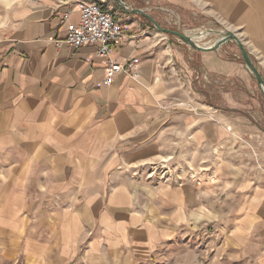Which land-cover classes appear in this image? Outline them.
<instances>
[{"label": "crops", "instance_id": "0c3cea01", "mask_svg": "<svg viewBox=\"0 0 264 264\" xmlns=\"http://www.w3.org/2000/svg\"><path fill=\"white\" fill-rule=\"evenodd\" d=\"M89 1L112 7L124 27L125 37L108 55L121 66L111 84L94 45L71 50L58 42L66 28L61 16L71 5L0 0L2 259L148 264L214 209L207 185L143 181L137 173L169 153L206 154L221 145V117L208 113L191 73L230 78L246 70L220 50L170 42L116 0ZM124 1L150 15L169 8L186 23L207 18L227 27L264 76V0ZM78 17L73 11L69 20ZM257 201L228 243L243 264H264V247L251 241L264 210V198Z\"/></svg>", "mask_w": 264, "mask_h": 264}, {"label": "rangeland", "instance_id": "374dc122", "mask_svg": "<svg viewBox=\"0 0 264 264\" xmlns=\"http://www.w3.org/2000/svg\"><path fill=\"white\" fill-rule=\"evenodd\" d=\"M161 12H154L152 16L162 27L187 35L202 33L203 37L197 42L201 45L212 44L229 30L207 18H195L186 23L169 8ZM164 34L170 42H182L193 49L178 37ZM229 42L217 50L222 58L241 62L246 72L242 69L230 78L205 71L192 70L191 73L192 89L203 93L208 113L221 117V127L226 132L221 145L214 144L206 154L169 153L137 173L143 181L159 179L196 187L207 185V192L213 195L209 203L214 209H209L208 221L199 224L197 217L190 231L178 232L173 244L166 246L148 264H221V258L226 264H243V256L228 243L233 226L239 224L251 205L264 198V93L245 66L235 41ZM254 223L251 241L259 248L264 247V210L258 212ZM259 253L264 254V248L259 249ZM0 264L26 263L21 258H0Z\"/></svg>", "mask_w": 264, "mask_h": 264}, {"label": "built area", "instance_id": "2783aa9c", "mask_svg": "<svg viewBox=\"0 0 264 264\" xmlns=\"http://www.w3.org/2000/svg\"><path fill=\"white\" fill-rule=\"evenodd\" d=\"M56 3L57 7L71 5L61 16L60 21L66 24V28L64 37L58 42L65 43L71 50L83 45H94L96 54L106 59L104 82L111 84L114 74L121 69V66L112 62L108 55L112 47L120 44L125 37L124 27L121 22L114 19L112 7L102 6L99 2L89 0H56ZM73 11L78 12L79 15L76 23L69 20ZM132 68L133 65L129 64L127 69L130 72Z\"/></svg>", "mask_w": 264, "mask_h": 264}, {"label": "water", "instance_id": "95a60500", "mask_svg": "<svg viewBox=\"0 0 264 264\" xmlns=\"http://www.w3.org/2000/svg\"><path fill=\"white\" fill-rule=\"evenodd\" d=\"M116 2L126 11L132 12V13H137L142 16H144L146 19H148L152 26L156 29V31L161 32V33H168L172 34L179 39H181L183 42L188 44L191 48L198 50V51H213L218 49L222 44L228 42V41H235L237 44L238 49L240 50L241 57L245 63V66L248 68L249 72L254 76L257 85L260 87L261 91L264 93V79L261 73L257 70L253 62L251 61L249 54L241 42V40L230 30H227L225 33L220 35L217 39L213 41L212 44L210 45H201L197 43V41L193 40L189 35L186 33L180 32L178 30H172L169 28H164L162 27L157 20L147 13L145 10L141 8H129L126 3L123 0H116Z\"/></svg>", "mask_w": 264, "mask_h": 264}, {"label": "bare ground", "instance_id": "6f19581e", "mask_svg": "<svg viewBox=\"0 0 264 264\" xmlns=\"http://www.w3.org/2000/svg\"><path fill=\"white\" fill-rule=\"evenodd\" d=\"M189 36L195 40V41H200V37L202 36L203 37V34L202 33H191L189 34ZM205 38V37H204Z\"/></svg>", "mask_w": 264, "mask_h": 264}]
</instances>
